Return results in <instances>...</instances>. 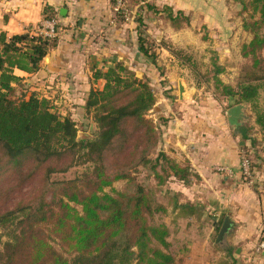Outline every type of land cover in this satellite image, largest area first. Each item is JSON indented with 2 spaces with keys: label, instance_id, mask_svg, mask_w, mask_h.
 Segmentation results:
<instances>
[{
  "label": "trees",
  "instance_id": "trees-1",
  "mask_svg": "<svg viewBox=\"0 0 264 264\" xmlns=\"http://www.w3.org/2000/svg\"><path fill=\"white\" fill-rule=\"evenodd\" d=\"M131 2L125 0L129 13L137 1ZM233 4L240 6L241 27L249 37L240 48L242 74L235 87L224 84L218 78L222 68L213 62L214 88L236 105L248 104L264 136V109L257 105L264 89V0H233ZM145 9L158 12L148 4ZM162 13L175 30L181 28L182 19L189 24L182 12L174 15L165 8ZM43 14L55 19L49 8ZM114 14L117 22L124 20V13ZM135 16L138 50L152 56L154 63L149 38L142 31L143 14ZM59 29L56 23L53 37L30 33L8 37L0 32V170L11 169L10 176L0 181V239L5 238L0 264H178L169 252L168 227L155 223L166 208L156 202L151 189L136 183L129 170L118 166L112 171L106 165L108 154L117 160L124 150L126 157L138 154L137 163L143 167L151 163L157 187L171 178L187 183L189 167L158 149L159 127L146 116L155 104L148 81L121 62L93 70L92 82L103 84L89 90L83 105L95 127L90 139H78L75 122L53 112L48 99L16 95L15 87L24 79L16 72L37 73L57 46ZM68 158L87 165L85 171L72 180L50 181ZM252 163L249 160L253 171ZM117 181L126 182L123 190L112 189ZM172 203L177 216L200 217L191 205Z\"/></svg>",
  "mask_w": 264,
  "mask_h": 264
},
{
  "label": "crops",
  "instance_id": "crops-1",
  "mask_svg": "<svg viewBox=\"0 0 264 264\" xmlns=\"http://www.w3.org/2000/svg\"><path fill=\"white\" fill-rule=\"evenodd\" d=\"M135 1L130 10L132 19L119 23L115 21L112 0H0V32L8 37L35 34L50 20L60 26L58 44L48 52L40 70L32 75L16 74L26 80H36L38 85L61 92L71 91L74 94L72 107L83 109L89 90L100 89L103 84L102 81L92 82L93 70H105L121 61L143 69L144 64L152 65L153 72L150 68L138 69L143 71L142 77L149 78L155 96L152 114L159 122L161 133L158 149L178 165L188 166L191 174L187 183L169 179L168 183H174L179 193L177 204L191 205L198 210L199 218L206 217L212 226L225 212L224 218L228 216L234 224L222 240L225 249L208 250L206 242L194 240L192 235L193 244L185 250L189 251L186 260L193 259L197 264L196 261L207 254L210 261L198 264H222L230 260L232 250L240 254L242 264H264V160L253 169L252 184L240 179V158L245 149H249V129L242 124L233 129L215 110L204 112L196 108L193 87L185 85V93L180 97L179 77L185 76V69L174 71L170 65V61H174L169 60L167 54L165 56L163 48L157 50L158 57L152 63L141 56L137 46V23L134 21L137 13L143 14L144 26L153 30L149 31L151 34L147 31L148 38L160 43L167 39V32L172 35L169 32L172 27L163 19L165 8H170L173 14L182 12L186 16L202 13L203 22L209 28L208 16L216 9L217 0ZM147 4L158 12L145 9ZM45 8L55 14V19L45 18ZM165 63H169L171 69L164 73ZM164 80L167 84L161 85ZM251 185H254L252 189H248ZM195 216L186 214L180 219L190 221ZM181 263L183 261L178 264Z\"/></svg>",
  "mask_w": 264,
  "mask_h": 264
},
{
  "label": "rangeland",
  "instance_id": "rangeland-1",
  "mask_svg": "<svg viewBox=\"0 0 264 264\" xmlns=\"http://www.w3.org/2000/svg\"><path fill=\"white\" fill-rule=\"evenodd\" d=\"M215 4L217 6L216 9H212L210 15L208 14L209 21H207V23L210 25L209 28H207L203 22L202 13H200V15L196 14L195 16L190 15L188 16V25L183 23L184 21L182 19L180 25L181 28L177 30L170 28L169 32L172 33V35L169 36V33L167 32L165 35L167 39H163L160 43L151 41L149 38L148 42L150 45L148 46V49L149 54L154 55V63L155 59L158 57L156 56L157 50L163 48V50H165V56L167 54L169 60L174 61V63L170 61V65H173L174 71L178 68L182 69L184 67L183 69L185 70L183 75L185 76H180L179 81L183 84V86L187 85L191 88H195V91L192 93V99L197 105L196 108L199 110L202 109L204 112L207 109L215 110L218 115L223 117L225 120L227 119L226 112L228 109L236 104H234L232 100L220 96L218 92H216L213 81L215 73L213 62H216V65L222 68V72L218 74V78L224 84L235 87L239 81L240 75L242 74L241 66L244 61L241 60L240 48L243 43L248 41L249 37L241 27L242 16H239L238 14L240 11L239 5L233 4V0H217ZM126 6L127 7L125 8L124 13L126 15H124V20L121 19L120 22H128L130 17L132 19V14L128 12L129 6L127 3ZM165 16L166 14H163V19L167 21ZM135 17L136 16H134V18ZM116 19L117 17H115V21ZM142 31L143 34L148 37L147 31L152 32L153 30L151 31L148 26V28H142ZM139 53L141 56L145 57L140 51ZM145 58H147V60L149 59L153 63L152 56ZM188 60H190V62H188ZM121 62L137 78L146 80L150 83L149 78L145 76L142 77L141 73L144 70H147V68L152 69V65L144 64L143 69V67H138V65L134 63H125V61ZM170 65L169 63H165V66H163V68H165L164 73L168 70V68L171 69ZM138 68L143 69V71L141 70V72H139ZM176 73L178 74V72ZM35 81L31 79H23L20 84L15 87L16 95H24L26 96L25 98H28L31 95H36L40 98L48 99L52 105L53 112L61 115H68L72 118L76 125L78 139H90L95 130L92 118L90 115L85 113L84 108L77 109L72 107L74 94H72L71 91L61 92V90L53 89L47 85H38V81ZM162 83L167 84V80L162 81L161 85ZM257 105L260 109H264V89H262L259 93ZM244 106V120L242 125L249 129L248 135L250 137L249 141H247L249 149H245V153L241 154V156H247L248 160L253 161L252 166L254 168V166L256 167L259 165V162L264 160V136L260 133L259 128L254 122L255 113L253 109L248 104H244ZM152 109L146 113V116L148 119L152 120L156 126H158L159 122L153 119ZM124 152L125 151L123 150L122 154L116 155L117 160H113L115 158L114 155L110 156L108 154L106 165L109 170H111L112 167V171L118 166L124 167L122 169L129 170L135 176L136 183L142 184L147 189H151L154 193L156 202L166 208V212L164 214H158L155 217V223H163L168 227L169 237L167 240L170 243L169 252L174 255L176 260L179 259V262L183 261V264H194L193 259L191 261L188 259L186 260V257L189 255V251H185L187 250V246L193 244L192 239L190 238L192 235L195 236H193L194 240L201 239L202 242H206L208 250L214 248L225 249L223 242L218 245L215 243V240L227 212L222 214L223 216L217 220L215 223L216 225L214 224L215 226H212V222L206 217H202V219H195V217L190 221L180 219V217L177 216L178 211L173 209V200H179V193H176L177 189L173 185L174 183L169 184L167 182L163 186L157 187L156 181L150 171L151 163L148 164L147 167H143L137 163L138 154H132L129 157H126L123 156ZM75 160L76 159L68 158L61 162V164L56 168V171L50 176V181L72 180L74 178H78L81 173L85 171L87 165L80 164ZM10 174L11 169L9 167L1 169L0 181L9 177ZM252 178L253 171L251 170V180ZM240 179L245 181L242 178ZM125 184V181L114 182L112 189L116 191L123 190L125 188ZM39 186L40 182L37 186H34V189ZM252 186L254 185L249 186L248 189H252ZM110 190V188H107L106 192H110ZM256 192H258V190H256ZM30 197L31 194L28 195V198ZM4 240L5 238L1 237L0 249L1 242ZM195 243H197V241H195ZM54 246L56 247L57 245ZM197 248L199 250L200 245H198ZM239 255L240 254H234V252L230 250V260L222 264H242L240 262ZM204 256L206 257H203V259L200 258V261H196L197 264L207 260L208 255L204 254ZM225 260L226 257L223 261ZM207 261H210V259Z\"/></svg>",
  "mask_w": 264,
  "mask_h": 264
},
{
  "label": "water",
  "instance_id": "water-1",
  "mask_svg": "<svg viewBox=\"0 0 264 264\" xmlns=\"http://www.w3.org/2000/svg\"><path fill=\"white\" fill-rule=\"evenodd\" d=\"M179 95L180 97L183 96L185 93L184 91V86L182 83L179 84ZM244 104H237L235 106H232L231 108L228 109L226 112L227 115V120L231 128H236L240 126L244 120V114H243V109H244ZM233 222L231 219L227 216L224 218L223 223L220 227V230L217 234L215 242L217 244L221 243L222 239L224 238L225 234H227L231 227L233 226Z\"/></svg>",
  "mask_w": 264,
  "mask_h": 264
},
{
  "label": "built area",
  "instance_id": "built-area-1",
  "mask_svg": "<svg viewBox=\"0 0 264 264\" xmlns=\"http://www.w3.org/2000/svg\"><path fill=\"white\" fill-rule=\"evenodd\" d=\"M113 1H114V11L125 13V0H113ZM35 34H42L48 37L55 36L54 20H50L44 23L42 28H40V30H38L37 33ZM35 34H31V35H35ZM239 165H240V170H241L240 172L241 178L245 180L247 183H251V167H250L248 158L245 156H241ZM222 170L223 169L220 168V171Z\"/></svg>",
  "mask_w": 264,
  "mask_h": 264
},
{
  "label": "flooded vegetation",
  "instance_id": "flooded-vegetation-1",
  "mask_svg": "<svg viewBox=\"0 0 264 264\" xmlns=\"http://www.w3.org/2000/svg\"><path fill=\"white\" fill-rule=\"evenodd\" d=\"M225 236H226V234H225ZM223 240V239H222ZM222 242V241H221Z\"/></svg>",
  "mask_w": 264,
  "mask_h": 264
}]
</instances>
